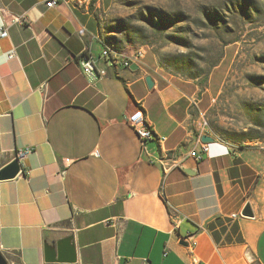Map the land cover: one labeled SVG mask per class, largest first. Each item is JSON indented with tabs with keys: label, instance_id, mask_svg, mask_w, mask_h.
<instances>
[{
	"label": "crops",
	"instance_id": "crops-1",
	"mask_svg": "<svg viewBox=\"0 0 264 264\" xmlns=\"http://www.w3.org/2000/svg\"><path fill=\"white\" fill-rule=\"evenodd\" d=\"M48 1L0 0L9 31L0 38V169L34 150L0 182V249L10 264H63L45 261V244L69 235L74 264H264V186H246L243 166L254 168L205 124L212 93L156 76L143 59L135 69L103 58L98 16L112 0ZM84 54L95 79L79 66ZM137 108L164 141L142 146L125 121ZM167 153L178 166L165 174ZM247 202L253 218L241 215ZM218 218L235 222L242 241L218 242Z\"/></svg>",
	"mask_w": 264,
	"mask_h": 264
},
{
	"label": "rangeland",
	"instance_id": "rangeland-1",
	"mask_svg": "<svg viewBox=\"0 0 264 264\" xmlns=\"http://www.w3.org/2000/svg\"><path fill=\"white\" fill-rule=\"evenodd\" d=\"M98 19L106 47L212 93L207 125L264 186V0H112Z\"/></svg>",
	"mask_w": 264,
	"mask_h": 264
},
{
	"label": "built area",
	"instance_id": "built-area-1",
	"mask_svg": "<svg viewBox=\"0 0 264 264\" xmlns=\"http://www.w3.org/2000/svg\"><path fill=\"white\" fill-rule=\"evenodd\" d=\"M57 4V0H50L47 2L48 7H53ZM16 22H23L24 19L22 17L16 18ZM83 32V31H82ZM9 36V31L6 26V24H2L0 26V38H7ZM16 52L13 49L8 55L7 58L11 59L15 57ZM101 56L103 58H112L114 61H121L122 64L125 67H130L132 64H138L144 57V54L142 51H139L138 53L130 54L128 56H122L118 52L116 53H107L105 50V47L102 49ZM79 66L82 70V72L91 77L92 79H95L96 77V68L94 65V58L90 55L84 54L79 59ZM141 109L137 108L133 112H130L126 114L125 121L126 123L133 128L135 133L137 134L138 138L141 141L142 146H145L148 142L157 139L159 142H162L165 140V137L157 136L152 128L151 125L148 124L146 117H141ZM207 124V122H205ZM200 140V139H199ZM205 150H207V147H205ZM33 148L31 147H25L17 151L16 158L19 159L21 162L24 160L29 154L33 152ZM196 152H193V156H197ZM175 160L173 154L169 155L167 153L166 159H160L159 162L161 164V167L163 169V172L166 174L170 171L171 168L178 166L177 164L171 163L170 160ZM70 163V160L65 159L64 160V166L67 167ZM238 217V214H232V219H236ZM196 246V242L193 240L188 244V248H190V251L193 252L194 248ZM195 264H205L201 261H195Z\"/></svg>",
	"mask_w": 264,
	"mask_h": 264
},
{
	"label": "water",
	"instance_id": "water-1",
	"mask_svg": "<svg viewBox=\"0 0 264 264\" xmlns=\"http://www.w3.org/2000/svg\"><path fill=\"white\" fill-rule=\"evenodd\" d=\"M132 68H138L136 64ZM149 88L154 86L151 76L146 77ZM202 140L206 143H213L214 139L210 136H203ZM22 170L18 158H14L7 165L0 169V182L16 178ZM241 215L247 218H253L254 212L250 202H247L241 211ZM45 261L47 263L74 264L77 262V247L73 235L66 236L59 240L57 245L54 243L45 244ZM0 264H10L5 254L0 249Z\"/></svg>",
	"mask_w": 264,
	"mask_h": 264
},
{
	"label": "trees",
	"instance_id": "trees-1",
	"mask_svg": "<svg viewBox=\"0 0 264 264\" xmlns=\"http://www.w3.org/2000/svg\"><path fill=\"white\" fill-rule=\"evenodd\" d=\"M194 78V77H193ZM244 174L246 177V186L249 187L252 183L257 182V174L255 170L250 169L248 166H243ZM231 224V219L229 218H218L214 223L210 225V229L213 231L214 237L219 242L221 239V235L224 234V239L222 243L231 244L233 242H241L242 236L238 233L239 227L234 222L231 224V231L227 233L228 225ZM216 227H219L220 232L215 230Z\"/></svg>",
	"mask_w": 264,
	"mask_h": 264
},
{
	"label": "bare ground",
	"instance_id": "bare-ground-1",
	"mask_svg": "<svg viewBox=\"0 0 264 264\" xmlns=\"http://www.w3.org/2000/svg\"><path fill=\"white\" fill-rule=\"evenodd\" d=\"M105 50L107 51V53H116L109 47H106ZM141 117H146L143 109H141Z\"/></svg>",
	"mask_w": 264,
	"mask_h": 264
}]
</instances>
